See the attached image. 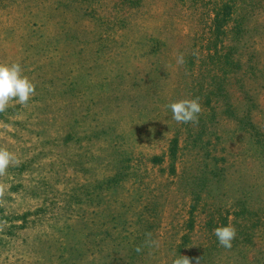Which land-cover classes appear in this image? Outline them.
<instances>
[{"label": "rangeland", "instance_id": "obj_1", "mask_svg": "<svg viewBox=\"0 0 264 264\" xmlns=\"http://www.w3.org/2000/svg\"><path fill=\"white\" fill-rule=\"evenodd\" d=\"M176 2L0 0V64L36 85L0 113V148L19 161L0 176V264H264L258 241L225 249L213 233L264 197L235 117L247 101L199 99L198 123L172 119L200 59Z\"/></svg>", "mask_w": 264, "mask_h": 264}, {"label": "trees", "instance_id": "obj_2", "mask_svg": "<svg viewBox=\"0 0 264 264\" xmlns=\"http://www.w3.org/2000/svg\"><path fill=\"white\" fill-rule=\"evenodd\" d=\"M176 3L174 16L181 20L190 18L192 22V26L186 25L181 33L190 41L186 48L194 41L197 50L192 49L193 53L200 57L192 63L195 70L186 72L187 96L189 99L247 101L238 109L241 114L238 115L237 110L235 117L247 119L243 127L247 162L257 169L249 168L247 178L256 179V173L264 169V0H177ZM257 23L262 31L256 34L252 42L254 48L250 51L248 35ZM189 61L193 62V55L189 56ZM237 80L241 83L238 86ZM235 92L241 96H235ZM255 99H260L259 103ZM230 107L233 110L234 107ZM171 151L177 156V149ZM247 208L244 215H235L233 219V222L241 220L234 226L236 236H243L248 245L258 241L264 249V197H249ZM171 247L178 251L177 243Z\"/></svg>", "mask_w": 264, "mask_h": 264}, {"label": "clouds", "instance_id": "obj_3", "mask_svg": "<svg viewBox=\"0 0 264 264\" xmlns=\"http://www.w3.org/2000/svg\"><path fill=\"white\" fill-rule=\"evenodd\" d=\"M177 63H184L182 54L177 58ZM35 94L36 85L27 76L23 75L21 64H0V113H4L12 101L26 106ZM168 107L171 110L172 119L178 124L198 123L199 115L202 112V106L198 98L179 100L171 103ZM18 163L19 161L12 152L5 148H0V176L6 175L7 169ZM4 196L5 187L0 184V205L3 203ZM213 233L221 247L225 249L232 248V242L237 235L234 226L216 227ZM145 246L158 248L159 241L153 240L151 233H148ZM136 251H143V246H137ZM172 264H193V261L188 256L181 255L176 257ZM196 264H199V258L196 259Z\"/></svg>", "mask_w": 264, "mask_h": 264}]
</instances>
